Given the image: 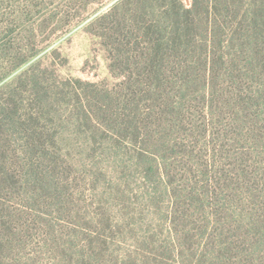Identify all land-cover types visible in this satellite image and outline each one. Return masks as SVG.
I'll list each match as a JSON object with an SVG mask.
<instances>
[{
  "label": "trees",
  "instance_id": "obj_1",
  "mask_svg": "<svg viewBox=\"0 0 264 264\" xmlns=\"http://www.w3.org/2000/svg\"><path fill=\"white\" fill-rule=\"evenodd\" d=\"M127 2L131 0L98 19L110 52V71L121 81L104 92L108 105L100 101L103 92L83 100L67 85L76 101L70 121L81 122L77 112L82 111L91 133L99 135L109 150L136 158L130 166L142 171L144 183L151 184L149 190L163 186L165 194L175 198L167 217L176 238L186 214L181 200L189 198L212 211L213 220L205 218L209 225L200 226V219L193 222L212 251L210 259L264 264V257L254 250L264 246V151H253L264 147V0H190L189 4L136 0L132 10L125 7ZM166 2L158 21L147 22V7L154 10V4ZM123 6L121 18L118 12ZM198 28L203 35L196 33ZM33 78L41 101L48 96L47 88L36 74ZM198 83L204 86L202 92ZM4 105L2 127L19 125L24 130L26 151L36 157L41 153L31 169L43 181L42 171L48 165L41 160H52L56 168L58 154L40 141L44 133L39 124L25 129L29 123L17 105L12 100ZM0 165L9 177L1 160ZM177 181L182 185L175 187ZM63 188L70 193L69 185ZM180 240L175 245L171 239L164 247L174 263L177 248L182 257L187 249L194 252Z\"/></svg>",
  "mask_w": 264,
  "mask_h": 264
},
{
  "label": "rangeland",
  "instance_id": "obj_2",
  "mask_svg": "<svg viewBox=\"0 0 264 264\" xmlns=\"http://www.w3.org/2000/svg\"><path fill=\"white\" fill-rule=\"evenodd\" d=\"M123 1L0 0V160L9 175L0 165V264L224 262L210 259L212 251L198 229L209 225L205 218L211 219L212 211L189 198L181 200L186 214L178 228L180 242L194 247V252L187 249L182 257L177 248V263L172 262L164 247L171 239L179 244L167 217L175 198L167 196L163 186L149 190L151 184L144 183L142 171L130 166L136 158L109 150L99 135L91 133L82 111L77 112L81 122L70 121L76 101L68 94L69 85L85 100L87 95L94 98L98 92L116 88L121 81L110 71V52L98 19ZM127 3L130 10L136 8V0ZM167 4H154V10L148 6L146 21L157 22ZM125 10L119 9L121 18ZM196 33L203 35L200 28ZM35 74L47 88L48 96L41 101L33 84ZM196 88L202 92L204 86L198 83ZM105 96L100 101L108 105ZM6 100L26 116L25 129L42 127L40 141L58 154L56 168L52 160H41L48 165L42 171L43 181L31 169L41 153L36 157L26 151L24 130L19 125L2 127ZM254 149L264 151L263 146ZM158 162L163 164L160 157ZM181 185L177 181L175 187ZM197 219L199 225L193 223ZM243 224L247 229L250 220ZM251 235L261 238L257 232ZM254 250L264 257L263 245Z\"/></svg>",
  "mask_w": 264,
  "mask_h": 264
}]
</instances>
